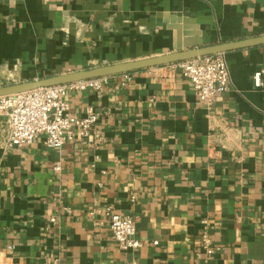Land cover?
I'll return each mask as SVG.
<instances>
[{
	"label": "crops",
	"instance_id": "1",
	"mask_svg": "<svg viewBox=\"0 0 264 264\" xmlns=\"http://www.w3.org/2000/svg\"><path fill=\"white\" fill-rule=\"evenodd\" d=\"M262 35L264 0H0V80ZM224 54L230 86L210 104L169 65L69 92L100 141L8 149L0 118V264H264V45ZM105 207L142 247L118 246Z\"/></svg>",
	"mask_w": 264,
	"mask_h": 264
},
{
	"label": "built area",
	"instance_id": "2",
	"mask_svg": "<svg viewBox=\"0 0 264 264\" xmlns=\"http://www.w3.org/2000/svg\"><path fill=\"white\" fill-rule=\"evenodd\" d=\"M180 69L200 102L210 104L230 86V75L224 53L187 59L168 64ZM130 80V73H123ZM111 76H101L68 84L41 87L34 90L0 96V118L7 125V135L3 141L6 148L21 147L42 136L43 143L53 149H60L66 143L79 140L85 144L100 141L101 136L95 128L97 113L86 110L84 117L72 114L67 95L72 91L94 90L103 92ZM255 85L260 84V74L254 75ZM54 170H60L56 163ZM108 226L113 239L123 250H137L143 243L136 238L135 220L128 215H120L105 207ZM205 232L201 243L208 254L213 253L206 219L202 220ZM157 244L156 241L153 242ZM56 261V259H54Z\"/></svg>",
	"mask_w": 264,
	"mask_h": 264
},
{
	"label": "water",
	"instance_id": "3",
	"mask_svg": "<svg viewBox=\"0 0 264 264\" xmlns=\"http://www.w3.org/2000/svg\"><path fill=\"white\" fill-rule=\"evenodd\" d=\"M260 45H264V35L239 41L219 42L209 45H202L200 40H195L192 43H185L182 45V47H178V49L185 48L183 50L179 49L178 51L164 55L147 57L134 61L101 65L66 74L51 75L18 82L4 83L2 80H0V96L16 94L41 87L68 84L101 76L131 73L149 67L168 65L187 59L203 57L217 53H227L234 50Z\"/></svg>",
	"mask_w": 264,
	"mask_h": 264
},
{
	"label": "rangeland",
	"instance_id": "4",
	"mask_svg": "<svg viewBox=\"0 0 264 264\" xmlns=\"http://www.w3.org/2000/svg\"><path fill=\"white\" fill-rule=\"evenodd\" d=\"M4 83H11V82H18L17 80H5V81H3Z\"/></svg>",
	"mask_w": 264,
	"mask_h": 264
}]
</instances>
